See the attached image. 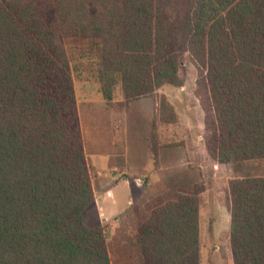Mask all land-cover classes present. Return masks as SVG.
Returning a JSON list of instances; mask_svg holds the SVG:
<instances>
[{"label":"trees","instance_id":"trees-1","mask_svg":"<svg viewBox=\"0 0 264 264\" xmlns=\"http://www.w3.org/2000/svg\"><path fill=\"white\" fill-rule=\"evenodd\" d=\"M76 55L94 61L106 102L119 87L126 103L181 85L188 59L214 121L208 154L264 162V0H0V264H110L108 229L85 221ZM148 141L156 168L170 145L154 121ZM203 190L151 210L135 237L143 264H201ZM224 203L232 264H264V178L229 180Z\"/></svg>","mask_w":264,"mask_h":264},{"label":"rangeland","instance_id":"rangeland-1","mask_svg":"<svg viewBox=\"0 0 264 264\" xmlns=\"http://www.w3.org/2000/svg\"><path fill=\"white\" fill-rule=\"evenodd\" d=\"M70 66L93 193L105 191L106 194L118 186L113 191L117 205H113L108 196L109 203L105 206L106 211L115 209L117 212V217L109 223L106 241L112 259H115L113 264H143L141 249L128 232L131 223L134 218L139 221L147 217L159 203L174 200L178 189L189 191L198 182L202 183L204 190L200 195L208 203L214 198L225 197L227 183L224 182L229 178H264V162L219 164L208 154L205 142L214 121L205 108V98L198 93V69L188 59L179 70L181 85H165L151 97L129 103L124 101L119 87L112 103L102 98L93 60L77 59L76 55ZM163 100L166 105L161 109ZM153 121L157 142L170 145L158 153V170L153 165L148 141ZM136 179L143 180V186L137 185ZM123 180L128 183L123 185ZM136 188L141 192L139 196ZM135 196H138L137 205L140 207L137 214L134 211ZM99 199L95 197L96 211H88L85 221L88 224L100 222L104 226L97 206ZM213 218L210 209H202L201 264H215L210 253L215 251L216 244L222 259L219 264H232L229 249L222 238L213 243L209 237Z\"/></svg>","mask_w":264,"mask_h":264},{"label":"crops","instance_id":"crops-1","mask_svg":"<svg viewBox=\"0 0 264 264\" xmlns=\"http://www.w3.org/2000/svg\"><path fill=\"white\" fill-rule=\"evenodd\" d=\"M110 103H112V102H110ZM158 169H159V166H157L156 170H158ZM241 178L242 177L229 178V179H227L224 182V184L228 183V181L231 180V179H241ZM143 180H145V178ZM143 180L136 179L137 185L143 186V184H144ZM122 182H123V185L128 183L126 180H123ZM226 186H227V184H226ZM116 187H118V186H116ZM116 187L113 188V189H110L109 191H107L106 194H105V191H103L104 193H99V192L98 193H95L94 192L95 197H99L100 198L98 200L97 206L100 209L101 215L103 217L102 219L104 220V223L106 224L103 227H105L107 229H110L109 223L113 219H115L117 217L116 216L117 215V212L115 211V209H114V211L113 210H110V209L109 210L107 209V211L105 210V208H106L105 206H107L108 205L107 203H109L108 202V196H110L112 198V204L113 205H117V201H116L117 198L115 196V193L113 192L114 189H116ZM137 189L138 188H136V190H135L136 194L137 195L139 193L141 194V192H139ZM191 190H189V191H191ZM124 191H127V190H124ZM178 191H188V190H180V189H178ZM178 191H177V193H178ZM138 196H135L134 197V203H135L134 204V211H135V214L139 213V209H140V207L137 205ZM202 197H203L202 195H199V222H201V212H202V209L205 208V207L208 208V210L210 209V211L213 213V217L214 218L211 221L213 223L211 225V232L209 234V237H210L211 241H213V243H218V241L222 238V241L226 244V246H227V248L229 249V252H230V248H229V238H228V235H229V227H230V215H229L228 209H227V207H226V205L224 203V198L219 200V197H217V198H214L213 199V202L211 200L210 202L207 203V202H204L202 200ZM104 200L106 201L105 202L106 205L103 203ZM165 202H167V201H165ZM165 202H162V203H165ZM128 203H129V201H128ZM162 203H159L158 205H160ZM151 210H150V212H151ZM150 212H148V213L150 214ZM147 217L140 218L139 221H137L135 218L133 219L134 221L131 223V226L132 227H130V230H128V232L131 233V239H133V237H134V240L136 241L135 237H136L137 229L140 226V224ZM135 222H139V223H135ZM200 226H201V224H200ZM200 234H201V227H200ZM107 239H108V237L106 238V241H107ZM106 247H107V245H106ZM219 249H220L219 246H217V244H216V246L214 247V250L215 251L212 254L210 253V257L214 260V263L215 264H219V260H222L220 254H218V252L220 253V250ZM107 253H108V256H109L110 264H113V260H115V259H112L113 256L110 254V251H109L108 248H107ZM230 255H231V252H230ZM142 259H143V257H142Z\"/></svg>","mask_w":264,"mask_h":264}]
</instances>
